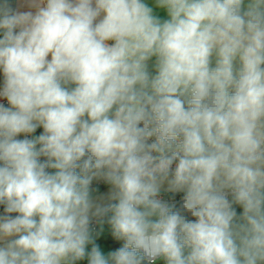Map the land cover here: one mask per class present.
<instances>
[{"label":"clouds","instance_id":"clouds-1","mask_svg":"<svg viewBox=\"0 0 264 264\" xmlns=\"http://www.w3.org/2000/svg\"><path fill=\"white\" fill-rule=\"evenodd\" d=\"M0 75V264H264V0H0Z\"/></svg>","mask_w":264,"mask_h":264},{"label":"rangeland","instance_id":"rangeland-1","mask_svg":"<svg viewBox=\"0 0 264 264\" xmlns=\"http://www.w3.org/2000/svg\"><path fill=\"white\" fill-rule=\"evenodd\" d=\"M106 187V186H104ZM104 187L102 188H98L95 192L93 191V195H95V193L101 191ZM96 232H100L101 235L100 237L97 239V243L101 244L102 250H107L109 248H114V247H118L122 244V242H118V243H113L110 240V229L109 226L107 224L103 225V230H101V226L98 225V229ZM89 250H90V246H89ZM161 261H158L157 263H160ZM79 264H87V261H82L79 262Z\"/></svg>","mask_w":264,"mask_h":264},{"label":"built area","instance_id":"built-area-1","mask_svg":"<svg viewBox=\"0 0 264 264\" xmlns=\"http://www.w3.org/2000/svg\"><path fill=\"white\" fill-rule=\"evenodd\" d=\"M0 102H4V101H0ZM6 103V102H5ZM103 182H98L97 183V186H103ZM182 196V193H176V194H173V193H162L161 194V197L162 199L170 202V203H175L177 206L179 205V201H180V198ZM93 228L95 231H97L98 229V225L97 224H93Z\"/></svg>","mask_w":264,"mask_h":264},{"label":"crops","instance_id":"crops-1","mask_svg":"<svg viewBox=\"0 0 264 264\" xmlns=\"http://www.w3.org/2000/svg\"><path fill=\"white\" fill-rule=\"evenodd\" d=\"M11 3L13 5V7L16 6V4L18 3V0H11ZM22 10H27L26 8L25 9H22ZM2 75H0V84H2ZM97 183L96 181L93 182V191L95 192L98 188H102L106 185H103V186H97ZM242 211V209H240L239 207H237V212L238 214ZM0 213H2V207H0ZM157 264H163V262L161 261L160 263H157Z\"/></svg>","mask_w":264,"mask_h":264},{"label":"water","instance_id":"water-1","mask_svg":"<svg viewBox=\"0 0 264 264\" xmlns=\"http://www.w3.org/2000/svg\"><path fill=\"white\" fill-rule=\"evenodd\" d=\"M104 189H105V187H104L101 191H103ZM101 191H100V192H101ZM100 192H99V193H100ZM99 193H97V194H95V195H99ZM173 194H176V193H173Z\"/></svg>","mask_w":264,"mask_h":264},{"label":"trees","instance_id":"trees-1","mask_svg":"<svg viewBox=\"0 0 264 264\" xmlns=\"http://www.w3.org/2000/svg\"><path fill=\"white\" fill-rule=\"evenodd\" d=\"M39 131H42V130H38V133H39ZM38 133H37V134H38ZM99 192H100V191H99ZM99 192H97V193H99ZM97 193H95V194H97ZM178 206H179V205H178ZM178 206H177V207H178Z\"/></svg>","mask_w":264,"mask_h":264}]
</instances>
